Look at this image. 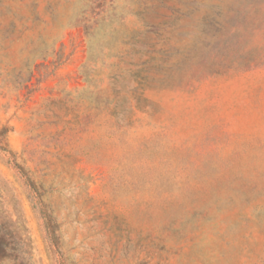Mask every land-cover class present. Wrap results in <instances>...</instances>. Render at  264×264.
Listing matches in <instances>:
<instances>
[{
    "label": "rangeland",
    "instance_id": "obj_1",
    "mask_svg": "<svg viewBox=\"0 0 264 264\" xmlns=\"http://www.w3.org/2000/svg\"><path fill=\"white\" fill-rule=\"evenodd\" d=\"M0 264H264V0H0Z\"/></svg>",
    "mask_w": 264,
    "mask_h": 264
},
{
    "label": "trees",
    "instance_id": "obj_2",
    "mask_svg": "<svg viewBox=\"0 0 264 264\" xmlns=\"http://www.w3.org/2000/svg\"><path fill=\"white\" fill-rule=\"evenodd\" d=\"M7 221L0 220V260L11 254V243L15 239V232L7 228Z\"/></svg>",
    "mask_w": 264,
    "mask_h": 264
}]
</instances>
